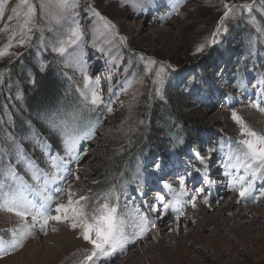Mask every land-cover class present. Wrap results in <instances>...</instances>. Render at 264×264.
I'll return each instance as SVG.
<instances>
[{
	"label": "snow or ice",
	"instance_id": "6c2138e0",
	"mask_svg": "<svg viewBox=\"0 0 264 264\" xmlns=\"http://www.w3.org/2000/svg\"><path fill=\"white\" fill-rule=\"evenodd\" d=\"M5 3L6 0H0V20L6 17L0 32L10 34L7 48L11 49L14 43L16 47L30 46L35 39V33L44 31L37 27V19H47L51 16L55 27L50 24L46 30L59 33L52 46V52L61 60L70 59L79 66L83 80L81 95L91 109L95 111L106 108L111 114L112 107L106 104L103 91L99 88V80L93 84L87 71L86 53L83 48L89 31L86 25L94 32L118 37L121 44L125 43V37L115 31L116 25L98 9L95 0H89L82 11L78 10L80 6L76 0H18V3L8 10ZM123 6L143 14L146 9L150 10L156 5L155 0H127ZM222 7L211 38L194 46L191 56L203 57L206 55V49L210 51L222 43L221 38L229 33L227 21L236 18L240 13H250L254 0L253 3L241 4L224 2ZM179 8L180 0H175L171 5L172 12L179 15ZM82 18L84 23H81ZM14 20L17 22L15 25L12 23ZM39 38L40 46L46 47L43 35ZM92 47H96L95 42ZM99 51L102 55L105 52L104 49ZM4 55L5 52L0 50V57ZM139 60L144 62L145 72L152 71L147 67L148 64H156L155 60L147 59L144 54H139ZM113 67L122 69L127 74L132 66L113 64ZM39 71L44 73L45 66L41 65ZM220 75L223 76V72ZM155 76L164 86L175 78L178 81L177 86L182 87L184 94L194 102L212 99L213 82L211 77L205 76L202 71L185 72L183 68L169 63L161 65ZM32 83L35 84V81ZM116 83L127 91L120 81ZM205 87L208 91L202 93L201 90ZM107 91L114 94L111 81ZM155 95L162 101L166 100L159 88L155 90ZM246 106L264 114V90L255 99H250ZM229 109L230 119L237 128L238 136L234 141V149L222 164V175L227 181V190L235 193V204H256L264 199V133L250 127L231 104ZM47 119L54 125L50 131L56 135L58 143L55 146L50 140L44 143L42 155L47 157L43 161L45 167L28 158L24 149L11 135L8 137L7 148L0 147V210L14 214L21 222L20 228L3 230L11 234V239L0 238V258L22 248L24 239L31 237L33 230L44 236L48 235L49 231L56 232V227H49L54 223L65 225L76 233L77 239L83 241L85 247L80 251L77 264H114L119 254H123L129 245L147 239L150 229L156 228L159 223L168 221L171 225L175 222L176 228L169 226L168 230L178 233L183 221L189 219L185 212L186 206L197 210L198 205H203L209 211L214 210L211 189L216 181L210 179L209 162L217 148L210 146L207 149L208 155H202L203 149L199 146L193 147L186 136L174 138L165 152L141 162L136 177L127 182L136 184L135 191L141 195L146 194L145 187L153 182L160 185L161 193H165L135 208L134 216L131 213L122 215L120 195H127L126 191H122L126 185L116 183L97 193L89 189L87 195L73 191L69 185L66 202L56 203L55 198L65 192L61 185L72 177L80 179L78 171H73L72 166L76 165L78 168L83 158L87 157L84 141L94 138L96 132L94 129L87 132L80 129L81 112L49 114ZM182 156L187 159L182 160ZM5 157L8 158L7 163ZM21 164H25L24 169ZM257 182H260L259 185ZM29 193L38 200L29 198ZM222 200L223 198L216 200L215 203L219 205Z\"/></svg>",
	"mask_w": 264,
	"mask_h": 264
},
{
	"label": "rangeland",
	"instance_id": "374dc122",
	"mask_svg": "<svg viewBox=\"0 0 264 264\" xmlns=\"http://www.w3.org/2000/svg\"><path fill=\"white\" fill-rule=\"evenodd\" d=\"M163 1H155V7L150 10L146 9L143 14H138L123 6L127 0H95L98 9L116 25L115 31L120 36L125 37V43L121 44L118 37L94 32L90 29V26L86 25V27H89V31L83 48L86 53L87 71L93 84L96 80H99V88L103 91L106 104L112 107L111 114L107 112L106 108L95 111L91 109L81 95L83 80L79 66L70 59L63 60V72L70 76V79L77 85L83 104L90 109L88 115L80 120L79 127L83 132L94 129L96 135L94 138L84 141L87 157L83 158L78 168L76 165L72 166L73 171H78L80 179L77 180L72 177L64 182L61 186L65 189V192L55 198L56 203L66 202L69 185L72 186L73 191L82 195L84 192L83 186L89 187L95 184L98 176L97 170L100 169L102 162L110 157V151L104 145L102 137L110 127L114 126L121 108L123 111V102L131 94L129 83L125 77L126 73L122 69L113 67V64L127 66V61L122 57L118 45H128L131 50L141 51L147 53L149 57L156 56L161 60H166L164 65L171 63L183 68L185 72L195 71L198 73L202 71L204 74L208 73L209 77L212 78V99L195 102L192 100L191 107L187 106L186 113L196 117L201 123V127H204L201 132L189 138L193 147L199 146L202 148V155L205 156L208 155L207 149L210 146L217 148V152L212 155L209 162L210 179L212 180L214 177L223 179L221 183L225 191L228 190L227 181L222 175L224 170L222 164L227 161L232 150L226 149V145L223 143L225 138V130L222 127V122H225L223 112L226 110L230 112L229 104H231L250 127L264 133V114L246 106L250 99H255L264 90V83H262L264 81V54H261L256 61L248 62L240 54V49L230 41L227 44V51L230 54L228 60L224 59L226 56H223V58L217 56L218 46L222 43L210 51L206 49V55L203 57L191 56L187 58L186 47L183 45L185 38L192 39V35L189 33L196 23H200V21H197L205 13L206 17L210 15L216 18L213 26L214 30L223 10L222 5L224 2L241 4L253 3V0H220L223 3L219 6V11L212 10L209 13H207V10L202 9L203 0H180L179 15L171 10V5L175 0ZM76 2L80 6L78 10L82 11L89 0H76ZM17 3L18 0H6V10ZM54 11L55 9H53ZM37 21L40 29H43L45 25L48 27L50 24L55 27L51 16L47 19L38 18ZM81 23H84L83 18ZM204 28L203 31H206ZM203 31L201 30L198 34V36L202 34V41L207 36L210 39L212 31L205 35ZM194 33L193 31L192 34ZM93 42H95L96 47H92ZM261 43L264 44V42ZM99 49L105 50L103 55ZM210 58L213 59L210 60ZM240 66H242L240 74H237ZM221 72H223V76L220 75ZM110 81L111 86L114 88V94H109L107 91ZM116 81L124 84L127 91L121 88ZM206 88L202 89L201 92L206 93L208 91ZM252 120L255 121V125ZM40 142H43V145H40V150L43 151L46 142L43 140H40ZM45 159L47 157L43 156L41 160L33 161L41 167H45L43 163ZM181 159L186 160L187 157L182 156ZM140 164L141 162L134 166L129 179L125 182L118 180L116 183L126 185L122 191H126L127 195H120L122 215L131 213L134 216L135 208L140 207L148 199L147 197L145 200V195L135 191L136 184L127 183L136 177ZM21 165L24 169L25 164ZM111 178L112 176H110ZM29 182L31 183V181ZM259 183L257 182L258 185ZM150 185L154 186H147L144 191L156 192L157 194H149L150 200L148 201H152L154 197L160 194H165L161 193L159 184L153 182ZM258 190L259 188H257ZM231 193L235 200V193ZM211 194L212 196L216 195L214 187L211 189ZM28 195L29 198L38 200L31 193ZM261 202L264 203V199ZM242 203L251 206L249 209H256L248 215V220H255L253 226L250 224V226L246 225L245 228L239 229V224L243 222L241 220L229 224L226 229H223V226L208 224L207 220L202 221V219H205V213L215 216L217 215L216 212L199 210L200 205H198V210L186 206L185 212L191 217L180 225L182 232L179 231V234L175 230L165 232V235L170 238L175 235L178 236L177 240L169 239L161 242L158 233L160 231L157 230L159 226H157L150 229L147 239L129 245L128 249L123 254H119L118 259H115L114 264H264V217L261 215L264 212V205L257 206V204H250V202ZM52 207L54 208L55 204ZM238 208L240 207L237 205L232 207V212ZM222 216L224 217V215ZM198 217L201 220L197 222V226L194 228L192 227V221ZM28 223H31L30 218ZM185 225L188 226L185 227ZM20 227L21 222L18 217L0 210V238L10 240L11 234L3 230ZM49 227H56L58 230L56 232L49 231L46 236L33 230L32 236L24 239L23 247L9 256L0 258V264H65L70 255L85 247L83 241L76 238V233L65 225L53 223ZM171 228H176L175 222L171 223ZM129 231H131L130 228ZM190 231L195 232L190 237H186L185 235ZM215 231L220 233L216 234ZM152 237H155V239H152Z\"/></svg>",
	"mask_w": 264,
	"mask_h": 264
},
{
	"label": "trees",
	"instance_id": "16d2710c",
	"mask_svg": "<svg viewBox=\"0 0 264 264\" xmlns=\"http://www.w3.org/2000/svg\"><path fill=\"white\" fill-rule=\"evenodd\" d=\"M222 3L220 0H203L202 9L207 10V13L212 10L219 11ZM5 19L0 20V28H3ZM215 19L210 15L206 17L205 13L198 19L197 22L200 23H196L191 32L189 31L192 39L185 38L183 42L187 58L191 57L194 46L209 40L207 36L202 41V34L200 36L198 34L203 31V27L206 30L203 31L204 35L212 31ZM12 23L15 25L17 22L14 20ZM36 24L39 28L38 21ZM227 26L229 33L222 37L223 42L218 46L217 56L221 58L226 56L224 59H229L227 44L230 41L240 49V54L248 62L256 61L264 54V44L261 43L264 42V0H256L250 13L243 12L236 18H230ZM46 29L47 25L42 33L39 31L35 33V39L30 46L16 47L14 43L11 49L7 48L10 34L0 32V50L5 52V55L0 57V147L7 148L8 137L11 135L24 149L25 155L35 161L43 158L40 150L43 143L40 140L46 143L50 140L53 146L58 143L56 135L50 131L54 125L47 119L49 114L64 115L77 111L82 113L83 119L90 111L83 104L77 85L63 72V60L51 50L59 33L48 32ZM41 35L44 37L43 43L46 47L40 46ZM118 47L122 57L127 61V66H132L130 73L125 76L130 84L131 94L123 102V111L121 108L114 126L102 137L104 145L110 151V157L104 160L97 170L99 183L96 182L89 187L83 186L82 195H87L89 189L93 193L100 192L118 180L125 182L130 178L135 165L169 149L174 138L186 136L189 139L204 128L196 117L186 113L187 106L191 107L192 100L184 94L182 87L177 86L178 81L173 78L166 86L158 82L159 78L155 76V72L160 70V66L164 65L166 60L131 50L128 45ZM139 54L156 61L155 65H147L151 72H145L144 62L139 60ZM41 65L46 68L44 73L39 71ZM241 68L242 66L238 68L237 74H240ZM204 75L209 77L208 73ZM33 80L35 84L32 83ZM157 88L161 90L166 100L162 101L155 95ZM223 118L225 120L222 122L225 130L223 143L226 149L231 151L234 149L238 131L230 119L228 110L223 112ZM252 123L255 125L254 120ZM7 162L8 158L5 157V163ZM21 168L23 169L22 165ZM81 250L70 255L65 264H77Z\"/></svg>",
	"mask_w": 264,
	"mask_h": 264
},
{
	"label": "bare ground",
	"instance_id": "6f19581e",
	"mask_svg": "<svg viewBox=\"0 0 264 264\" xmlns=\"http://www.w3.org/2000/svg\"><path fill=\"white\" fill-rule=\"evenodd\" d=\"M184 160V159H183ZM213 162H214V160H213ZM213 169V168H212ZM212 180H214V181H216V183H215V185L213 186L214 187V189H215V191H216V195L215 196H212L213 197V201H212V208L214 209L213 211H209L208 210V208L207 207H205V206H203V205H200V207H199V210L201 209V210H203L204 212H216L217 213V215H215V216H210L209 214H206L205 213V219H202V221H206L207 220V223L208 224H215V225H217V226H223L222 228L223 229H226V227L229 225V224H234V223H236V222H240L241 220H243V222H241L240 224H239V229H243V228H245V226L247 225V226H250V224H252V226H253V223H254V221L255 220H248V215L251 213V212H253V211H256V209H249L250 207L249 206H246L245 205V203H240V204H235V200H234V197H233V194L231 193V192H229V191H225V189L223 188V186H222V183H221V181L223 180V179H221L220 177H214ZM147 186H154V185H147ZM147 186L145 187V188H147ZM226 186H227V184H226ZM146 194H145V200L147 199V197H148V199H147V201L148 200H150L149 199V196L150 195H154L156 192H145ZM150 194V195H149ZM157 194V193H156ZM221 198H223V200H222V202L219 204V205H217L216 203H215V201L216 200H220ZM251 204V203H250ZM257 204V206H262V205H264V203L263 202H261V201H259L258 203H256ZM238 206V207H240V208H238V209H236L234 212H232V207H234V206ZM244 207V208H243ZM246 207V208H245ZM197 210H198V208H197ZM252 210V211H251ZM230 213V214H229ZM192 215V214H191ZM222 215H224V217L222 216ZM261 215H262V217H264V212H262L261 213ZM189 218L191 217L190 215H187ZM220 216V217H219ZM251 218V217H250ZM199 220H201V218L200 217H198V218H196V220H193V221H195L194 223H193V226L192 227H196L197 225V222L199 221ZM184 221H186V220H184ZM173 223V222H172ZM200 224V223H199ZM203 224H205V223H203ZM202 225V224H201ZM158 228H157V230H159L160 232H158L159 233V236L161 237L160 238V241L161 242H163L164 240H173V241H175V240H177L178 239V236H172L171 238L169 237V236H167V235H165V232L168 230V228H169V226H171V225H169V223H168V221H165L164 223H159L158 224ZM156 230V231H157ZM216 230V229H215ZM217 231V230H216ZM216 231H215V233H216ZM180 232H182V228H180ZM194 232L195 231H190L188 234H186L185 236L186 237H190L192 234H194ZM214 233V232H213ZM217 233H220L219 231L217 232ZM216 233V234H217ZM155 234V233H154ZM179 234V233H178ZM215 234V235H216ZM220 238V237H219ZM205 240H207V239H205Z\"/></svg>",
	"mask_w": 264,
	"mask_h": 264
}]
</instances>
